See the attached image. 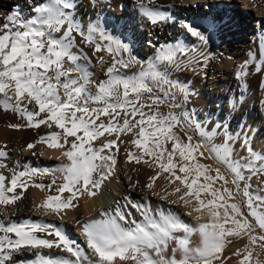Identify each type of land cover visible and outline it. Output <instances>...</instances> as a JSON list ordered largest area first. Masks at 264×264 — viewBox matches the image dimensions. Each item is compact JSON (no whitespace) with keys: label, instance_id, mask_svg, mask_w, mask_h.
Wrapping results in <instances>:
<instances>
[{"label":"snow or ice","instance_id":"snow-or-ice-1","mask_svg":"<svg viewBox=\"0 0 264 264\" xmlns=\"http://www.w3.org/2000/svg\"><path fill=\"white\" fill-rule=\"evenodd\" d=\"M91 4L95 7L97 0H91ZM151 4L152 0H134L133 6L151 25L167 23L170 17ZM73 9V0H45L35 5L33 15L27 18L19 10L10 12L0 26V93L7 96L12 92L16 100L14 104L8 100L0 103L25 121L24 125L12 127L49 129L36 143L59 149L58 158L65 161L55 169L62 176L59 183L56 179L48 185L36 183L37 177L46 174L36 169L14 172L10 179L0 173V206H15L29 187L47 188L52 194L35 210L42 216L55 215L63 220L67 210L79 207L81 197H95L111 181L124 147L126 163L143 162L149 167L157 164L161 172L173 177L170 183L179 182L162 200L175 195L188 205L191 200L186 198H193L208 208L211 219L190 226L163 209L153 214L149 206L124 197L125 203L116 201V207L103 210L100 219L76 221L83 244L71 239L54 222L0 221V264H226L231 259L225 256L226 248L244 239L247 243L232 253L236 264H262L258 258L254 260V253L258 257L264 252V196L251 191V181L258 178L264 184V155H254L246 146L245 136L241 146L246 155L234 159L235 144L240 138L234 140L233 134L223 131L219 123L211 133L206 132L178 100L177 93L186 102L188 90L169 78L171 71L196 72L206 67L208 55L180 44L160 45L145 66L133 56L131 45L112 35L103 21H91L84 27L74 20ZM183 27L206 46L210 39L207 33L219 26L213 20L203 27L188 23ZM80 44L90 48L92 56ZM102 52L110 61L97 55ZM93 56L106 77L99 82L90 79ZM130 63L141 67L130 76L124 75L122 69ZM255 70L264 72V64ZM236 75L237 79L246 76L245 66ZM162 106L167 111H162ZM122 134L128 139H122ZM214 137H220L219 143L212 142ZM129 143L136 151L128 150ZM35 146L27 145L28 149ZM7 156L5 148H0V161ZM201 159H213L228 171L242 207L225 202V194L229 200L235 198L231 189L210 187L217 180L225 185L229 181L219 167L215 175H210L209 166L201 164ZM3 167L6 165L0 162ZM159 174L149 177L144 186L147 190L153 188ZM129 182L133 189L139 186L131 177ZM202 191L210 192L213 198L207 204L201 199ZM5 210L15 215L14 207H0V213ZM133 210L139 213L140 220ZM193 234L200 238L196 247L190 246ZM53 248L68 255L50 257L41 253L31 260L15 259L36 249ZM169 250L171 255L166 257L164 253Z\"/></svg>","mask_w":264,"mask_h":264},{"label":"bare ground","instance_id":"bare-ground-1","mask_svg":"<svg viewBox=\"0 0 264 264\" xmlns=\"http://www.w3.org/2000/svg\"><path fill=\"white\" fill-rule=\"evenodd\" d=\"M183 1L187 0H152V7L158 8L170 17L167 23L157 26L151 25L138 15L133 6L134 0H97L95 7L92 6L91 0H73L72 16L78 24L84 27L91 21H103L112 35L131 45L133 56L143 62L145 66L151 62L156 47L160 45L180 44L188 49L196 48L205 52L209 57L206 67H200L196 72L189 69L169 73L170 79L178 82L189 92L186 102L183 101V97L179 93H177L178 100L184 103L185 110L195 121L200 123L206 132L211 133L214 126L219 123L223 126V131L233 134L234 140L237 136L240 138L235 144L234 159L246 155L245 149L241 146L245 136L247 137L246 146L251 147L254 155H264V72L258 73L255 70L257 65L264 64V0H199L205 6L197 3L194 9L183 5ZM195 1L198 0H193V2ZM44 2L45 0H0V26L10 12L19 10L27 18L33 15L31 10L35 5ZM237 3H241L242 7H239ZM213 20L217 21L219 27L218 30L207 33L210 39L206 46L186 33L183 27L185 23L203 27ZM77 43H80L79 36H77ZM80 47L89 56H92L90 48L83 44H80ZM97 55L110 61L107 53L102 52ZM124 58L128 59L127 54ZM80 63L85 62L81 61ZM242 66H245L247 75L237 79L236 74L241 71ZM140 67L139 63H130L127 69H122V73L130 76L138 72ZM89 74L90 79L95 82L106 78L100 63L94 56ZM3 100H8L9 104L16 103L12 92H8L7 96L0 93V101ZM161 110L167 111L163 106ZM102 119L106 118L102 117ZM24 123L25 121L21 120L17 114L5 110L3 104L0 103V148H5L8 153L7 158L0 161L6 165V167L0 168V173L10 179L14 172L36 169L40 172L46 171L45 175L36 178V183L48 185L53 179L59 183L62 176L55 169L65 162L58 158L60 150L50 149L46 144L36 143L41 135H45L50 130L43 126L40 129L23 126L12 127V125H24ZM223 131H221V137ZM122 139L127 140L128 137L122 134ZM197 139L200 138L197 137ZM204 139H208V137ZM219 141L220 137L212 138L213 143H219ZM96 143L98 145L99 141ZM28 144L36 146L28 149ZM127 147L130 151H136L135 146L131 143ZM125 155V148L121 147L115 175L111 181L105 183L106 188L110 191L112 199L110 203L103 200V194L99 190L95 197H81L79 207L67 210L64 219L60 220L55 215L42 216L35 210L52 192L47 188L41 190L29 187L24 193V198L17 201L15 206H0L5 209L15 208V215L7 210L0 213V221L5 223L13 220L17 222L25 220L54 222L61 225L63 231L71 239L83 244L84 238L80 234L76 221L100 219V213L103 210L115 208L116 201L119 200L121 204L125 203L124 197H128L136 204L149 206L153 214L163 209L190 226H198L199 223L210 221L208 208L198 205L193 198H186L191 200V204L188 205L178 201L175 195L162 200L161 197L165 196L167 192H171L179 182L170 183L173 177L169 173L161 172L158 165L152 164L151 160H149V163L152 164L151 167L143 162L140 164L126 163ZM199 162L209 166L210 175H215V169L220 168L221 173L228 178L229 182L225 185L223 181L217 180L210 187L231 189L235 198L229 200L225 194V202L227 204L235 203L242 207L241 197L235 195V185L232 184L228 171L213 159H201ZM157 172L160 174L153 182V188L147 190L144 186L149 182V177ZM129 177L133 181L139 182L136 189L131 187ZM201 182L203 181H198V184ZM251 183V191L264 196V184H261L258 178H254ZM243 186L242 183L241 188ZM19 191L18 188L17 192ZM13 194L9 193L8 195ZM63 195L67 196L68 193ZM201 199L207 204L213 198L210 192L202 191ZM194 206L200 207L201 211H196ZM218 210L221 214L223 213V208ZM133 213L137 220L141 219L135 210ZM46 238L51 239V237ZM199 239L198 234H193L190 237V246L196 247L199 244ZM245 243H247L246 239L236 240L226 248L225 256L231 257L226 261V264H236L237 258L232 256V253L242 248ZM84 246L86 248V245ZM41 253L50 257L68 255L55 248L36 249L15 257V259L31 260ZM89 255L92 260L96 259L91 256L90 252ZM152 255L154 259H159L154 253ZM164 255L170 257V250ZM176 256L177 259L180 258L179 253ZM257 258L264 264V252H260L258 257L254 253V260ZM85 264L88 262L86 261ZM127 264H132V262L129 261Z\"/></svg>","mask_w":264,"mask_h":264},{"label":"rangeland","instance_id":"rangeland-1","mask_svg":"<svg viewBox=\"0 0 264 264\" xmlns=\"http://www.w3.org/2000/svg\"><path fill=\"white\" fill-rule=\"evenodd\" d=\"M182 3H183V5H185L186 7H191L192 9H194V6H195L197 3L201 4L202 6H205V5L202 3V1L199 2V0H198V1H195V2H193V0H187L186 2L183 1ZM237 5H238L239 7H240V6L242 7V4H241V3H237ZM253 15H254V14H253ZM135 26H136V25H135ZM100 192H101V194H103V200H107V201H109V203L112 201L111 196H110V191L108 190V188H106L105 185L100 189Z\"/></svg>","mask_w":264,"mask_h":264}]
</instances>
